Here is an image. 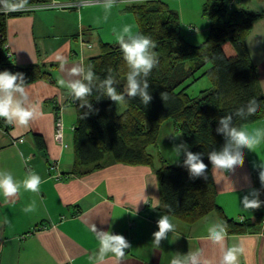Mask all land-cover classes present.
<instances>
[{
    "label": "crops",
    "instance_id": "obj_1",
    "mask_svg": "<svg viewBox=\"0 0 264 264\" xmlns=\"http://www.w3.org/2000/svg\"><path fill=\"white\" fill-rule=\"evenodd\" d=\"M95 1L67 9L28 4L26 10L6 19V44L12 60L18 65L40 63L53 79L25 85L29 104L25 102L24 106L35 113L27 126L13 122L4 131L0 125V171L11 173L20 182L34 172L42 181L38 193L23 187L11 197L0 193V264H88V256L98 249L92 224L98 230L120 234L129 242L130 248L125 250L120 264H170L176 253L187 255L201 249L202 261L221 264L224 248L232 245L244 250L239 264H264V209L260 223L243 233H228L222 248L206 238L208 227L221 221L217 213L210 212L187 224L159 208L157 163L154 167L131 165L109 161L107 157L104 166L87 174L52 177L49 162L57 161L59 169L67 174L72 170L74 158L73 132H66V147L54 139L56 106L73 121L71 131L75 122L74 106L67 102L71 95L58 81L81 80L82 74L73 75L71 69L82 67L86 57L96 54L93 51L99 41L117 43L115 34L122 30L124 21L133 31L137 29L129 12L122 10L134 0H114L111 8L107 6L108 0ZM241 5L256 12L264 11V0H242ZM204 20L209 27L208 20ZM81 40L90 45L83 46ZM246 47L264 94V15L253 22ZM58 57L63 58V65ZM164 124H170L172 131L178 132L172 121L166 120L161 126ZM257 127L264 128V117L242 125L241 129L252 131ZM34 134L41 135L43 149L37 147ZM18 137L23 140L11 144ZM180 137L174 141L176 145L181 144ZM184 156L181 152L172 162L164 154L172 165L182 163ZM260 163H264V143L252 151L246 149L244 164L234 173L225 176L211 167L216 202L227 217L237 219L243 215L254 221L261 210V207L244 209L241 204L242 198L255 189L252 170L260 168ZM33 202V211L26 212L25 208ZM164 214L169 216L174 229L157 247L153 233L158 230L157 220ZM104 264L116 261L109 255Z\"/></svg>",
    "mask_w": 264,
    "mask_h": 264
},
{
    "label": "trees",
    "instance_id": "obj_2",
    "mask_svg": "<svg viewBox=\"0 0 264 264\" xmlns=\"http://www.w3.org/2000/svg\"><path fill=\"white\" fill-rule=\"evenodd\" d=\"M35 3L43 1L29 0L28 4ZM241 3L242 0H204L201 16L208 20L209 27L206 38L199 44L184 38L179 13L165 0H134L126 4L122 10L133 15L136 32L149 36L155 44L149 51L158 62L147 78L152 99L145 106L138 97H127L124 89L130 69L123 60L119 44L99 41V52L86 57L82 64L85 69L90 67L97 77L89 83L83 80L82 74V82L92 89L84 98L87 104L71 96L67 101L74 106L75 122L72 170L66 173L87 174L104 166L107 157L109 161L154 167V156L149 148L156 145L161 124L170 120L189 146L188 151L203 153L202 160L208 168L205 176L192 178L182 166L185 156L180 165L174 166L161 159L157 168L159 208L187 224L215 212L227 223L228 233H243L260 223L264 204L254 221L247 218L239 221L223 213L216 202L212 165L208 160L210 152L220 151L226 144L225 135L217 132L221 118L231 115L233 127L241 128L264 117V94L246 47L253 22L263 16L264 11H253ZM20 13H0V71L23 73L26 85L40 79L52 81L44 65H18L12 60L6 44V19ZM191 26L189 30L195 29ZM109 76L114 81L113 87L125 95L126 103L122 104L120 112L115 101L102 94V82ZM203 76L211 82V87L190 96L187 87ZM165 94L166 101L162 99ZM254 98L260 101L261 107L255 116H248V106ZM241 108L243 116L237 115ZM59 109L61 107L56 106L55 114ZM0 125L7 131L11 123L0 118ZM34 138L37 147L43 149L41 135L34 134ZM260 171V168L253 169L252 177L255 189L260 191L259 199L264 201Z\"/></svg>",
    "mask_w": 264,
    "mask_h": 264
},
{
    "label": "clouds",
    "instance_id": "obj_3",
    "mask_svg": "<svg viewBox=\"0 0 264 264\" xmlns=\"http://www.w3.org/2000/svg\"><path fill=\"white\" fill-rule=\"evenodd\" d=\"M29 0H0V13L23 11L28 8ZM114 0H108L107 6L111 8ZM115 31V30H114ZM116 42L122 52L123 60L126 62L130 71L126 76V88L124 92L127 97H138L140 103L148 105L152 99L149 89L148 77L152 69L157 64V59L150 49L155 48L153 40L146 35L134 32L132 27L124 26L120 32L115 34ZM61 65L64 61L62 57H58ZM73 75L83 74V80L91 83L97 79L96 74L89 67H73L71 69ZM140 77V79H137ZM59 85L67 90L73 100H81L87 104L84 99L89 96L92 89L82 80H72L66 82L64 79L58 81ZM113 79L111 76L102 82L103 95H106L113 101L121 104L126 103L125 95L117 91L113 87ZM25 77L23 73H11L8 70L0 71V118L5 119L9 123L15 122L20 126H27L29 121L34 117L35 113L31 107H25L24 103L29 104V95L26 92ZM15 94H19V98H15ZM162 99L166 101L167 95H163ZM91 109V105H88ZM261 107L258 99H252L248 106V116H255ZM237 115H244L241 108ZM220 127L217 128L218 133H223L226 137V144L220 151H213L208 154L210 164L221 174L227 175L234 173L236 169L244 164L245 150L252 151L255 147L264 143V128L257 127L252 131L233 127L232 116L228 115L219 120ZM179 136V134L175 135ZM188 145L181 143L174 148L175 158L181 152L186 159L183 161V167L186 168L188 174L192 178L205 176L208 166L202 160L203 153H193L188 151ZM23 154L21 153V156ZM27 162V161H25ZM260 179L264 182V163H260ZM41 177L36 173H30L22 182L16 181L13 175L6 171H0V193L6 197L18 194L23 187L24 190L38 193L41 185ZM260 191L253 189L249 195H245L241 204L244 209H257L264 204L259 199ZM251 197V198H249ZM35 202L25 208L26 212L33 211ZM158 230L153 233V243L159 247L162 240L168 239V233L173 231L174 225L170 221L167 214L161 215L157 220ZM91 232L94 234L98 242V249L88 256V264H104L106 257L115 259L116 264H120L126 255L125 250L130 248L129 242L120 234H114L111 230H98L92 224ZM228 235L227 223L219 221L211 224L207 229V239L220 244L224 248V241ZM243 248L236 245L224 248L221 264H239V256L243 253ZM203 249L190 252L187 255L176 253L170 260V264H208L202 261Z\"/></svg>",
    "mask_w": 264,
    "mask_h": 264
},
{
    "label": "rangeland",
    "instance_id": "obj_4",
    "mask_svg": "<svg viewBox=\"0 0 264 264\" xmlns=\"http://www.w3.org/2000/svg\"><path fill=\"white\" fill-rule=\"evenodd\" d=\"M204 0H165V2L169 5L170 8L177 10L180 17V29L181 33L184 35V38L192 43V44H199L201 43L207 36L208 33V25L204 22V18L201 16V5ZM131 21H133V25L136 26L134 17L131 13H128ZM127 23L124 21V26H126ZM188 25H193L195 29L189 30L187 27ZM137 27V26H136ZM136 32V31H134ZM115 40V39H112ZM114 44V42H112ZM94 53L99 52V45H97L94 48ZM208 66V65H207ZM206 66V67H207ZM211 82L205 77H200L198 80L194 81L187 87V93L190 96H196L199 94L200 90L210 88ZM116 109L118 112H120L123 109V106L121 103L116 102ZM69 111H71L70 108H68ZM61 121L63 124V142L68 145L66 142V132L70 130V133L72 132L70 127L73 124V121L70 122V120L67 119L66 113H61ZM170 121V120H167ZM166 122V121H165ZM169 123V122H168ZM161 126V129H159L158 132V138H157V146H151L149 148V151L153 153L154 156V162L158 166L161 164V159H165L164 154L173 162V160H177L178 157L175 158L174 149L177 145V142L174 143V141L180 136V143H184L183 137L181 133L172 131L170 124L169 126ZM166 127V128H165ZM69 128V129H68ZM179 134V136H175ZM171 149L168 151V149ZM172 152V154L170 153ZM183 154V152H182ZM184 155V154H183ZM108 156V154L105 155V158ZM178 162V161H177ZM160 163V164H159ZM167 163H169L167 161ZM170 164V163H169ZM181 164V163H177ZM172 165V164H171ZM174 166V165H173Z\"/></svg>",
    "mask_w": 264,
    "mask_h": 264
},
{
    "label": "built area",
    "instance_id": "obj_5",
    "mask_svg": "<svg viewBox=\"0 0 264 264\" xmlns=\"http://www.w3.org/2000/svg\"><path fill=\"white\" fill-rule=\"evenodd\" d=\"M94 2H96V1L95 0H74V1H68V2L67 1L66 2H59V1H56V0H52L50 2L43 3L41 6L42 7H55V8L67 9V8H71V7H77L78 8L81 5L91 4V3H94ZM7 13H9V12H7ZM7 13H5V14H7ZM188 28L191 29L192 26L188 25ZM81 43H82L83 46H89L90 45L88 43H85L83 40H81ZM60 110L61 109H59V112L55 114V119H54V139L62 147H66L67 144L63 142V124H62V121H61V111ZM22 140H23L22 137H18L15 140H13L12 144L15 145L17 142L22 141ZM49 168L52 171V177H54L55 179H63V178L68 176V174H64L59 169L57 161L51 162L50 165H49ZM237 219L239 221H243L245 219V217L243 215H240Z\"/></svg>",
    "mask_w": 264,
    "mask_h": 264
}]
</instances>
